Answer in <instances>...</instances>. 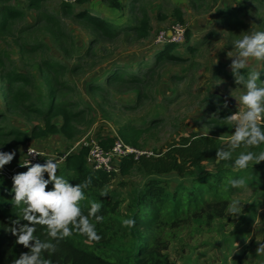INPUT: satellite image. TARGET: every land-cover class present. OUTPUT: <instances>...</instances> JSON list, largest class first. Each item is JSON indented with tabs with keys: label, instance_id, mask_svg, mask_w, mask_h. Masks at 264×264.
<instances>
[{
	"label": "rangeland",
	"instance_id": "rangeland-1",
	"mask_svg": "<svg viewBox=\"0 0 264 264\" xmlns=\"http://www.w3.org/2000/svg\"><path fill=\"white\" fill-rule=\"evenodd\" d=\"M119 1L123 4L121 9L109 6L106 0H89L84 4L77 0H47L42 10L55 16L54 22H37V13L26 9L25 18L13 26V35L0 39L5 69L32 76L35 81L31 90L35 98H43L37 78L40 63L47 59L63 63L66 72L60 79L65 88L58 90V95L67 105L79 103L77 108L87 113L77 124L79 133L74 139L51 134L10 149L0 144V151L16 152L9 167L20 163L27 146L40 148L58 160L57 155L77 150L83 141L112 136L117 134L120 125L126 124L143 130L137 139L139 149L150 154L158 153L181 135L206 134L221 140L231 136L234 129L227 117L241 110L239 98L246 89L234 83L232 60L227 54H236L234 41L243 35L264 31V0H141L151 19L152 30L148 37L136 39L120 34L111 41L95 39L92 32L62 8V3L68 2L75 12L88 10L114 27H122L130 19L126 7L130 0ZM9 3L22 9L26 6V0H10ZM174 6L183 11L189 44L196 47V52L188 51L184 38L172 49L183 61L158 63L156 53L163 45L156 41L157 35L159 31L169 32L178 22L172 14ZM228 7L235 9L236 14L233 22L225 25L221 22L220 10ZM20 43H40L44 47L27 55L20 53ZM119 66L129 74L141 75L143 85L130 89L105 85V79ZM150 67L154 68L153 72L144 75ZM252 70L261 72L257 84L264 87V62L251 60L248 67L240 71L247 77ZM92 84L101 85L99 95L89 90ZM20 87L18 83L16 89ZM225 99L227 108L223 107ZM2 108L0 100V111ZM37 122L41 121L29 122L8 114L2 127L30 132ZM54 122L60 125L62 120L57 117ZM205 166L209 172L215 171L211 163ZM159 177L167 182L171 191L180 184L187 188L199 186L192 178H180L175 173ZM146 179L147 176L135 168L125 176L114 174L111 183L104 187L117 201L111 214L113 220L104 228L105 237L108 245L116 248L120 255L127 254L133 247V237L123 220L133 215L132 192ZM235 179H244L247 187L233 188L231 181ZM202 189L205 199L224 198L229 203L238 199L243 205L242 214L230 216L226 209L224 216L209 218L206 214L192 216L189 211V218L179 226H164L160 234V258L172 264H234V256L244 254V264H264V254L256 253L260 244H264V162L250 164L243 170L233 169L223 179L219 190ZM171 208L168 204L162 212L167 220ZM140 241L139 236L136 242L140 244Z\"/></svg>",
	"mask_w": 264,
	"mask_h": 264
},
{
	"label": "trees",
	"instance_id": "trees-1",
	"mask_svg": "<svg viewBox=\"0 0 264 264\" xmlns=\"http://www.w3.org/2000/svg\"><path fill=\"white\" fill-rule=\"evenodd\" d=\"M10 0H0V39L13 35L15 23L23 20L26 16V9L34 10L37 13V22L52 23L55 16L42 10L47 0H26L25 9L10 5ZM89 0H77L79 4H84ZM108 5L121 9L123 4L119 0H106ZM130 19L122 27H114L107 20L94 16L88 10L75 12L68 2L62 3L64 12L69 14L83 28L88 29L95 36V39L111 41L120 34L124 36L143 39L148 37L152 30L149 12L141 5V0H130L126 5ZM173 17L178 22L183 23V11L174 6ZM236 11L233 8L220 10L221 22L225 25L232 23V18ZM26 30L27 26L25 27ZM185 40L187 49L190 53L196 52V47L189 44V31L186 29ZM163 48L156 53L158 63L169 61H183L182 57L173 54L175 43L161 44ZM40 43L28 44L20 43L19 51L22 54L31 55L43 49ZM150 67L144 75L153 72ZM66 72L63 63L52 59L43 60L38 68V86L43 93V98L34 97L31 88L34 79L26 72L6 70L5 62L0 55V100L3 108L0 111V144L6 149L17 145L26 144L32 139L51 135L61 134L66 139H74L79 133L77 124L86 116V110L79 109V103L67 105L59 97V91L64 87L61 76ZM123 67L119 66L103 82L108 87L114 88H140L144 83L141 75L129 74ZM20 84L19 90L16 85ZM89 90L96 94L102 92L100 84L89 85ZM46 99V100H45ZM18 115L26 121L34 122L30 132H21L14 128L2 127L7 116ZM61 118L60 125L54 122L55 118ZM264 128V124H262ZM133 125H120L117 134L121 139L134 147H139L137 139L142 134ZM101 145L109 148L113 142V137H101ZM228 150V140H221L210 135H181L166 144L164 149L158 153L140 155L137 159H123L119 163L120 175H128L133 169H139L147 176L139 189L132 192L131 212L127 219L135 221L134 226L126 227L132 238L133 247L127 254H119L116 248L108 245L104 228L113 217L117 201L110 195L103 196L104 187L111 183L113 174L98 170H90L85 162L86 147L80 146L77 150L69 152L65 159L58 164L57 176H62L73 185L85 182L91 178V185L85 189V200L81 201L82 214L88 215L90 202L102 204L101 211L97 215L103 217V221L97 223L93 217L90 221L95 224V229L101 239L98 242L90 241L75 229L73 234L63 240L55 241L47 235L45 226L36 225L34 235L41 241H50L57 245L56 251L52 254L42 253V258L49 259L52 264H172L166 258H160L162 244L160 234L166 224L171 228L177 227L181 222H185L191 215L200 217L206 214L209 218L215 216L222 217L228 207L229 202L224 198L216 200L205 199L202 196V187L219 190L223 179L234 168V161L241 152L252 151L259 153L264 144L258 147L245 148L241 146L232 152L231 160L217 162L216 150ZM211 163L214 167L213 172L206 169L205 164ZM26 167H18L14 175L26 172ZM168 173H175L180 178H192L197 187L187 188L179 185L176 190L171 191L167 182L159 176ZM13 175V176H14ZM45 178L47 174L45 173ZM13 180L0 174V264H12V261L20 256L21 253L28 252L29 249L16 243V237L9 231L12 221L22 220L21 209L14 205L12 191ZM48 185V189H52ZM171 204L169 219L162 216L164 208ZM142 210V214L139 211ZM21 223H27L21 221ZM71 227V226H70ZM142 228V231H140ZM141 237L140 244L136 242L137 237ZM166 248V246H163ZM234 264H244V254H238L233 258Z\"/></svg>",
	"mask_w": 264,
	"mask_h": 264
},
{
	"label": "clouds",
	"instance_id": "clouds-1",
	"mask_svg": "<svg viewBox=\"0 0 264 264\" xmlns=\"http://www.w3.org/2000/svg\"><path fill=\"white\" fill-rule=\"evenodd\" d=\"M237 49L235 55L228 52L231 58L230 65L234 83L242 85L246 92L239 98L242 105L240 111L228 116L227 119L232 123L234 131L228 138V150L217 149V162L231 160L232 152L244 146L245 148L258 147L264 144V87L258 86L257 81L261 80V72L252 70L247 77L241 74V69L248 67L249 61L255 60L264 62V31H255L243 35L234 41ZM227 100L223 102V107L227 108ZM29 156H40L37 150L29 148ZM16 156L15 151H0V170L10 164ZM264 162V151L254 153L252 151L241 152L234 161V168L247 169L250 164L255 165ZM21 166L26 167L27 171L17 173L12 177L14 192V205L20 207L22 220L15 219L9 231L15 236L16 243L29 249L28 252L21 253L12 264H52L49 259L42 258L43 252L50 254L56 251L57 245L51 240L60 241L73 234V229L84 235L90 241L98 242L101 236L98 235L95 224L90 221L93 217L97 223L103 221L101 215H97L102 208L98 202H90L88 215L82 214L81 201L85 200V189L91 185L89 177L81 184L73 185L62 176H57L58 162L55 159H47L44 164H32L27 160ZM45 173L47 178H45ZM53 187L48 189V185ZM233 188H246L244 179L231 181ZM101 195L106 196L103 192ZM243 205L238 199H233L227 208L230 216L238 217L242 214ZM26 221L27 223H21ZM132 219L123 220L126 227L134 226ZM36 225L45 226L50 241H41L34 235ZM71 226V227H70ZM257 254H264V244L256 250Z\"/></svg>",
	"mask_w": 264,
	"mask_h": 264
},
{
	"label": "built area",
	"instance_id": "built-area-1",
	"mask_svg": "<svg viewBox=\"0 0 264 264\" xmlns=\"http://www.w3.org/2000/svg\"><path fill=\"white\" fill-rule=\"evenodd\" d=\"M185 26L183 23L176 22L169 32L159 31L157 35L156 41L159 44H167V43H181L185 38ZM113 142L109 148H104L101 145L100 139H90V141H83L80 146L86 147L87 152L85 155V162L87 167L92 171H104L110 174H118L119 173V163L123 159L135 158L137 159L140 155L150 154L146 150L139 149L130 144L125 143L118 134H114ZM32 148L37 150V152L41 153L40 156H29L28 149ZM72 151V150H71ZM69 151V152H71ZM68 152V153H69ZM68 153H63L58 156L59 163H61ZM54 156L40 148H36L33 146H27L24 149L23 156L18 165L14 167H9L6 165L2 170H0V174L5 176L8 179H12L16 169L21 167L25 161L30 160L32 164L40 163L44 164L47 159H52Z\"/></svg>",
	"mask_w": 264,
	"mask_h": 264
}]
</instances>
